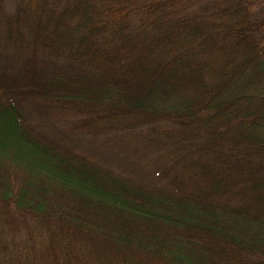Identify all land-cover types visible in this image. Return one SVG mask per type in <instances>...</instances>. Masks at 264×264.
Segmentation results:
<instances>
[{
  "label": "trees",
  "instance_id": "1",
  "mask_svg": "<svg viewBox=\"0 0 264 264\" xmlns=\"http://www.w3.org/2000/svg\"><path fill=\"white\" fill-rule=\"evenodd\" d=\"M253 3L0 0V264H264Z\"/></svg>",
  "mask_w": 264,
  "mask_h": 264
},
{
  "label": "rangeland",
  "instance_id": "2",
  "mask_svg": "<svg viewBox=\"0 0 264 264\" xmlns=\"http://www.w3.org/2000/svg\"><path fill=\"white\" fill-rule=\"evenodd\" d=\"M261 11L264 12V0H254L251 12L259 15ZM71 145L86 158L115 173L124 171L130 177L138 178L148 172L145 159L140 157L139 152L131 147H122L116 144V141L77 138Z\"/></svg>",
  "mask_w": 264,
  "mask_h": 264
}]
</instances>
